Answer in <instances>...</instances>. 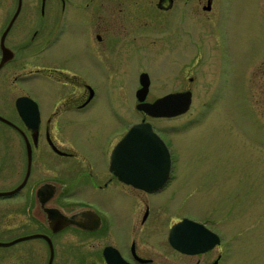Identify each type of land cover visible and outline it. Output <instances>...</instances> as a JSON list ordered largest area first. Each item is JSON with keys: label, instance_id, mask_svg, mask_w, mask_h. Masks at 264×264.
<instances>
[{"label": "flooded vegetation", "instance_id": "1", "mask_svg": "<svg viewBox=\"0 0 264 264\" xmlns=\"http://www.w3.org/2000/svg\"><path fill=\"white\" fill-rule=\"evenodd\" d=\"M5 2L0 0V6ZM22 2L14 0L8 18L0 24V43L8 30L4 44L12 56L0 66V103L11 101L14 89L25 90L15 98L11 116L0 114L9 120L0 119L7 125L6 150L0 159V184L5 188L0 198L17 199L0 208V229L9 235L18 233L3 246L0 264H220L224 235L214 209L206 213L168 208L157 199L171 187L175 193L178 181L170 139L162 137L164 131L152 120L177 118L188 111L155 116L137 108L140 97L156 111V102H182L188 91L193 102L199 78L192 71L197 70L195 61L205 36L215 37V0H32L26 10ZM20 20L25 29L16 35ZM157 42L164 58L171 47L180 49L175 66L164 76L170 80L176 75V83L157 94L152 88L154 77L139 67L134 100L141 116L127 127L128 131L135 123L150 122L171 153L170 176L160 188L149 191L125 182L111 169L113 150L127 133L117 129L122 115L113 95L106 98L116 114L108 138L90 130L84 141L87 146L81 148L72 126L81 119L79 114L85 120V113L97 102L94 84L124 86L126 69L151 61ZM2 58L0 44V64ZM32 77H42L48 100L41 102L16 85ZM143 81H148L145 95L140 93ZM21 96L34 101L24 102L22 112L15 104ZM82 187L101 198L81 197ZM109 201L121 205V211ZM79 211L85 214V228L73 223L60 227L64 216ZM182 221L186 227L175 237L186 248L203 246L204 231L207 239L219 235L220 243L205 251L177 249L171 231ZM160 246L171 254L153 249Z\"/></svg>", "mask_w": 264, "mask_h": 264}, {"label": "rangeland", "instance_id": "2", "mask_svg": "<svg viewBox=\"0 0 264 264\" xmlns=\"http://www.w3.org/2000/svg\"><path fill=\"white\" fill-rule=\"evenodd\" d=\"M31 1L23 0L25 10ZM12 2L6 0L0 6V24L8 18ZM213 19L215 37L205 36L203 50L195 61L197 70L194 67L192 70L199 78L194 84L190 109L177 118L152 120L164 131L162 137L170 139L178 181L175 193L171 187L157 199L168 208L204 212L214 209L219 231L224 235L219 247L223 254L220 264H264V107L257 102L264 106V0H215ZM18 24L20 30L16 35L25 29L22 20ZM159 46L157 42L151 61L126 69L124 86L94 84L99 95L97 102L85 113V120L79 114L81 119L72 126L74 140L81 148L87 146L84 141L90 130L101 133L105 140L115 127L116 114L111 112L107 96L113 95L116 109L122 115L117 129L126 132L132 122L140 119L134 100L138 71H142L139 67H145L154 77L153 92L174 88L175 72L170 80L164 76L175 66L180 49L171 47L164 58L158 53ZM41 78L19 80L16 85L24 86L28 93L44 102L48 95L43 92ZM23 92L14 89L12 100L5 106L0 103V114L11 116L15 111L14 100ZM6 128L0 121V159L6 150ZM4 188L0 184V190ZM79 191L81 197L101 198L85 187ZM15 201L0 198V208ZM106 203L121 211V205ZM17 234L9 235L0 229V242H9ZM5 249L0 245V253ZM153 249L171 254L161 246Z\"/></svg>", "mask_w": 264, "mask_h": 264}, {"label": "water", "instance_id": "3", "mask_svg": "<svg viewBox=\"0 0 264 264\" xmlns=\"http://www.w3.org/2000/svg\"><path fill=\"white\" fill-rule=\"evenodd\" d=\"M21 2V1H20ZM19 2V3H20ZM18 14V13H17ZM8 30L5 32L7 33ZM3 33V37L1 39V49H2V62L0 66L3 65L7 60H9L12 56H9L11 50L5 46V36ZM148 81H143V87L140 91L143 95L146 94L148 89ZM186 100L182 102H165L167 108L164 109V101L156 102L154 111L152 105L148 103H142L143 97H140L141 103L138 105L142 111H145L148 114L155 116H175L180 113L186 112L190 109L192 104L191 92L188 91ZM24 102H29L30 104L34 101L33 99L21 96L17 99V108L20 112L23 111L22 105ZM176 106V107H174ZM0 119L3 121H9L0 115ZM111 169L125 182L133 184L138 188H142L149 191H154L160 186L164 185L167 181L168 176L171 173V153L166 145L165 141L160 137V135L154 130L152 124L150 122H140L133 124L127 133L124 135L122 140L117 144L112 153L111 160ZM0 194H3L0 192ZM64 224L67 225L70 223L76 224L81 228H85V214L84 212H80L70 216H64ZM171 231V242L174 247L180 250L187 251H205L215 244L220 243L221 238L216 233L212 234L213 237L207 239L208 235L204 231V239L202 241V245H197L196 249H190L191 246H186L184 243L181 244L180 239H178L177 234L181 232V230L186 227L184 221L181 223H177L172 226ZM22 239V238H20ZM19 239V240H20ZM208 240H210L208 242ZM17 240L13 241L16 242ZM9 243L0 242L1 246L8 245ZM121 257V256H120ZM118 260L124 261L122 258Z\"/></svg>", "mask_w": 264, "mask_h": 264}, {"label": "trees", "instance_id": "4", "mask_svg": "<svg viewBox=\"0 0 264 264\" xmlns=\"http://www.w3.org/2000/svg\"><path fill=\"white\" fill-rule=\"evenodd\" d=\"M257 102H258L259 104H261L262 108L264 107V106L262 105V103H261L259 100H258ZM263 110H264V108H263Z\"/></svg>", "mask_w": 264, "mask_h": 264}]
</instances>
